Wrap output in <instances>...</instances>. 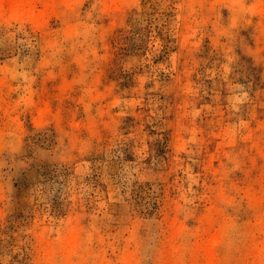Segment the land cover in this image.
<instances>
[{"label":"clouds","instance_id":"obj_1","mask_svg":"<svg viewBox=\"0 0 264 264\" xmlns=\"http://www.w3.org/2000/svg\"><path fill=\"white\" fill-rule=\"evenodd\" d=\"M40 2L44 9L39 14L42 21H32L31 30L23 21L18 27L0 28V264H100L93 259L101 253L94 248L92 232L81 237L75 247L71 246V220L61 221L69 225V232L56 236L51 229L41 231L39 224L30 226L28 223L39 207L34 204L30 191L33 183L44 178L42 169L58 174L73 164L77 154L84 156L94 150L104 152L109 162L117 165L123 162L126 150L135 153L139 178L151 181L145 207L162 192L172 191L175 193L170 201L173 211L185 221L194 220L203 203L212 205L209 213H225L230 208L239 211L245 204L248 209H254L255 233L247 230L236 213L225 221L222 228L225 252L218 264H264V123L250 131L251 120L238 115L241 106L248 103L252 106L249 116L255 119L252 115L255 108L264 109V89L257 91L253 100L242 85H230L233 94L228 97L227 111L230 117H237V122L225 124L220 107L196 106L202 86L191 80L201 63L194 58V53L199 51L204 36H209L216 46H220L222 37L226 38L223 47L228 54L222 66L224 79L237 58L234 48L248 47L240 36L241 29H252L253 38L264 44V0H151L159 12L151 17L155 23L149 54L129 53L119 57L110 40L111 24L106 25L105 19L117 7L135 8L133 23L140 27L149 24L151 8L142 5L141 0H122L119 5L110 0ZM173 4L177 15L171 21V34L183 35L184 39L177 51H169L164 62L153 64V58L165 47V41L156 36L155 24L164 23L161 13ZM6 7L0 4V9ZM224 8L230 13L227 22L222 16ZM52 16L57 18L56 28L47 26ZM164 31L169 33V29ZM189 37L195 38L194 44L190 45ZM259 50L264 51V47ZM57 66V76L74 73L73 83L82 88L79 103L83 105L84 116L79 127L70 122L62 124L59 112L40 113L44 107V84L54 79L51 69ZM110 71L116 72V79L107 80L106 73ZM208 72L211 76L221 74L214 69ZM120 73L133 74L135 87L121 90L119 85L124 76ZM161 73L171 75L172 81L165 82ZM183 78H187L185 83H181ZM178 85L185 99L179 106L177 119L170 121L165 116L172 109L159 97ZM146 93L149 94L147 102ZM127 94L133 98L124 99ZM207 94L205 91L204 95ZM213 99L218 103L220 97L217 94ZM137 106L141 111L136 110ZM144 107L150 108V113L144 112ZM205 110L215 114L217 119L211 123L220 128L219 132L208 131L207 137L205 129L196 122ZM128 116L136 118L135 127H123ZM146 124L155 129L154 134L146 131ZM169 128H173L174 133L169 143L171 151L165 158L156 152L155 145L163 142V133ZM217 135L224 138L227 148V151L219 150L220 167L195 173L194 167L200 163V153L207 148L208 138ZM238 141L259 143V167L253 163L250 146L238 147ZM185 153L187 160L182 157ZM149 156L150 164H145ZM238 173L243 174V178ZM40 212L45 214V219L49 218L45 209ZM18 213H23L21 219H17ZM233 232L248 241L258 235L257 259L233 258L244 250V245H237L228 238ZM196 234L193 229H185L180 237L194 238ZM189 247L194 245L181 244L174 254ZM252 247L257 245L252 244ZM108 264H129L127 249ZM145 264H153V261L149 259ZM170 264L182 262L173 260Z\"/></svg>","mask_w":264,"mask_h":264},{"label":"rangeland","instance_id":"obj_2","mask_svg":"<svg viewBox=\"0 0 264 264\" xmlns=\"http://www.w3.org/2000/svg\"><path fill=\"white\" fill-rule=\"evenodd\" d=\"M111 3L119 5L122 0H110ZM5 9H0V28H9L19 26L21 21L31 30L32 21H42L40 12L43 4L40 0H34L32 3L18 7L13 2L7 1ZM141 4L150 7L149 24L143 27L133 23L136 9H121L117 7L110 17L105 19V24H111L112 35L110 37L112 47L115 49L117 57L129 54L140 53L147 56L152 39L151 20L159 12V8L151 3V0H141ZM34 5V7H32ZM175 5L169 7L161 13L164 19L163 24L156 23V36L165 41V47L159 56L153 58V64L164 62L169 51H177L184 39V36H173L171 34V21L176 17ZM225 22L230 15L229 9L221 10ZM47 26L56 28L58 21L56 16L47 20ZM164 29H169L165 34ZM183 31V29H181ZM252 29H241L240 36L247 41V49L243 47L234 48L237 57L230 65L227 71V79L223 78V64L227 61V50L223 47L226 38H221L220 46L213 44L209 36H204L200 41L199 51L194 53V58L200 61L197 71L192 73L191 80L195 85H201V95L197 98V107L205 104L213 108L220 107L226 118L225 124L236 123L237 117L229 116L227 111L228 97L233 94L230 85H242L243 90L249 91L253 100L256 98V92L264 89V51H260L264 44H260L252 35ZM187 35V33H184ZM39 35V33H34ZM190 45L195 43L194 37H189ZM117 44L119 45L117 47ZM181 71L183 65L180 66ZM208 69L220 70L221 74L211 76ZM58 66L51 69L54 79L44 84V107L40 113L47 111L59 112L61 123L70 122L79 127L83 116V105L79 103L82 96V88L73 83L74 73H65L63 76H57ZM119 88L131 89L135 87L133 74H124ZM165 82H171L172 76L161 73ZM107 80L117 78L114 71L106 73ZM187 78H183L181 83H185ZM148 87V86H146ZM103 91V88L100 89ZM207 91V95L204 92ZM219 95L220 100L217 103L213 97ZM124 99H132L131 94H127ZM111 99V97L109 98ZM145 102L149 100V94H145ZM159 99L165 101L172 111L166 114L165 119L175 121L179 113V106L184 103L185 95L179 85L167 95H160ZM106 103V101H105ZM163 108L164 105H161ZM141 111L140 106L136 109ZM118 111V109H113ZM144 112L150 113V108L144 107ZM252 106L245 103L241 106L239 117L244 120H251L250 131L255 130L260 123H264V109L255 108L252 115L249 116ZM147 117H145L146 119ZM31 115L29 120H31ZM217 117L214 113L205 110L200 117L196 118L197 124L207 132L214 129L217 132L220 128L212 124ZM43 123V121H39ZM137 120L134 116H128L124 119L123 127H135ZM211 125V127H210ZM146 131L150 135L155 133V129L150 124L145 125ZM174 129H167L163 135V142H157L155 150L159 155L167 158V153L171 151L169 143L173 138ZM223 137L220 135L214 138H208L207 148L200 153V163L194 167L195 173L205 172L207 168H219L222 163L220 151L227 148L223 144ZM238 147L250 146L253 153V163L259 167L258 158L259 143L255 145L251 141H238ZM151 147V145H150ZM183 159L187 160V154H182ZM195 159V157H193ZM136 155L130 150L125 151L124 160L119 165L110 163L107 155L101 151H92L91 153L77 157L70 167H66L62 172L56 173L48 168L42 169L43 179L31 185L30 195L35 205L39 207L34 211L28 223L30 226L39 224V230L45 228L52 230V235H60L69 232V225L62 224L61 221L71 220L70 225V243L71 246L79 242L81 237L88 232L93 233L94 248L100 255L93 259L99 260L100 264H108L114 258L121 255L127 249L129 264H145L149 259L153 264H170L176 260L182 264H201L202 256L207 251L213 255L214 261L223 258L225 247L222 240V228L226 220L233 218V213L244 224L247 225L249 232L255 233V210L248 209L246 204L244 208L228 209L225 213L216 211L208 212L212 208L209 203H203L197 209V215L194 220L185 221L182 215H176L173 211L170 201L175 198L172 191L162 192L159 197L149 202L150 206L145 207L148 191L151 181H142L136 172ZM151 156L145 159V164H150ZM183 175V173H181ZM243 178V174H237ZM253 176L256 172L253 171ZM83 177L81 179L80 177ZM174 178V177H173ZM204 181H202L203 183ZM211 182V181H209ZM258 187V186H257ZM75 196L73 200L71 197ZM45 209L49 217L45 219V214L40 212ZM39 213V218H37ZM23 213L17 214V219H21ZM185 229H193L196 236L180 237V233ZM235 241L237 245H244L242 250L234 259L255 260L258 258V235H253L252 241L240 237L233 232L228 237ZM215 242V246H202L203 243ZM187 243L194 247L174 254V250L181 244ZM256 244L257 247H252ZM251 253V254H250Z\"/></svg>","mask_w":264,"mask_h":264},{"label":"bare ground","instance_id":"obj_3","mask_svg":"<svg viewBox=\"0 0 264 264\" xmlns=\"http://www.w3.org/2000/svg\"><path fill=\"white\" fill-rule=\"evenodd\" d=\"M7 1L13 2L14 5H17L18 7H24L32 3L34 0H0V4H4ZM202 246H215V242L213 240L209 243H203ZM201 264H216L210 251H207L205 254H203Z\"/></svg>","mask_w":264,"mask_h":264}]
</instances>
